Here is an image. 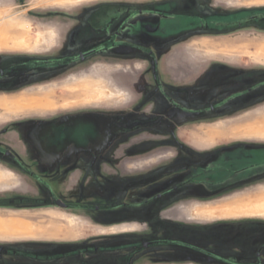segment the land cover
Masks as SVG:
<instances>
[{"label":"rangeland","instance_id":"rangeland-1","mask_svg":"<svg viewBox=\"0 0 264 264\" xmlns=\"http://www.w3.org/2000/svg\"><path fill=\"white\" fill-rule=\"evenodd\" d=\"M169 1L190 4L195 1L196 10L209 11L204 5L205 0H0V59L9 60L12 56H19L20 59L72 56L83 48L71 42H62L59 37L63 36L67 27L72 30L77 26L76 21L80 19L82 11L100 4L139 7ZM218 1L206 2L219 4ZM231 3L235 4L234 1ZM231 3L224 5H228L227 9H234L230 6ZM251 4L263 6L264 0H251ZM215 10L217 8H212V11ZM8 25L14 26L18 35H13ZM251 33L253 32L244 31L227 36L211 35L212 37H206L201 42L238 44L233 47L223 45L225 55L243 58L236 63L231 62V66L262 69L264 39L248 40V36L259 37V34ZM235 37L240 38L232 41L226 39ZM18 74L20 78L16 84L19 86L16 89L28 88L23 86V73ZM66 74L57 72L51 78L46 76L34 81L30 78L29 82L34 88L12 96L1 95L0 125L20 119L54 117L80 107L121 106L128 100L127 94L114 87L108 75L75 77V72ZM135 78L145 81L146 77ZM39 81L45 83L35 85ZM83 86L90 89L87 93L97 95L94 101L70 97L71 90ZM212 87L207 85L203 89L209 91ZM213 96L215 95L209 93L193 98L187 90L186 102L190 99L189 105L195 106L196 110H211L217 107L218 102L209 99ZM255 104H260L258 109L231 121L215 124L208 121L196 124L192 122L176 127L158 126L156 129L164 134L178 128L180 146L177 158L172 159L171 143L164 140L159 148L163 147L164 153H169L168 157L151 159L142 168L132 169L130 188H54L53 193H63L61 197L65 202H69L70 197H75L73 205L68 206L71 210L60 207L56 203V195L53 196L49 189L43 188L27 174L6 162L0 163V247L11 252L8 256L0 257V264H182L186 261V264L192 261L200 264L198 257L175 248H153L137 256L133 255L142 242L147 240L174 236L186 239L187 233L194 227L172 225L175 223L173 219L186 220L189 225L199 224L196 227L198 229L210 226L215 228L221 223H236L237 218L230 221H209L207 214L238 213L231 209L233 204L229 203L232 202L231 199L245 193L264 197V176L210 186L202 182L170 192L172 188L183 186L204 170L220 166L225 160L222 155L226 151L245 146L249 150L264 153V135L259 133L257 137L256 132H251L255 120L264 121V95H259ZM243 107H246L244 103L237 104L231 113ZM120 109L119 107L117 111ZM209 115L210 112L207 116ZM203 116L205 114L196 117L198 119ZM5 147L10 149V143H5ZM39 147L41 146H37ZM224 175L229 176V172ZM210 177H216V174ZM237 178L232 181H237ZM195 179L198 182L206 181L202 176ZM142 180L145 185H140ZM159 195L164 198L153 200ZM144 201L149 203L145 205ZM124 203L127 205H120ZM254 218L262 219L264 216ZM166 222L169 223L168 229L176 226L178 231L171 234L162 230L161 224Z\"/></svg>","mask_w":264,"mask_h":264},{"label":"flooded vegetation","instance_id":"flooded-vegetation-1","mask_svg":"<svg viewBox=\"0 0 264 264\" xmlns=\"http://www.w3.org/2000/svg\"><path fill=\"white\" fill-rule=\"evenodd\" d=\"M206 1L204 5L209 9L208 12L196 10L195 1L194 4L169 1L139 7L125 4L95 5L82 11L80 19L76 21L77 26L72 30L67 27L63 36L59 37L62 42L67 44L71 42L77 47H82L83 49L77 54L56 59L30 57L20 59L19 56L9 57V60L0 59V93L22 90L16 89L19 86L16 82L20 78L18 74L20 72L24 76L22 82L25 88L34 86L30 84V78L32 81L41 80L46 76L51 78L52 74L57 72L67 73L66 75L75 72V77L107 76L116 73L122 76L131 74L151 76L155 86L154 95L159 101L161 100L149 105H140L141 103L137 101L132 105L121 107L120 111H117L119 107L105 105L80 107L51 117L44 128L51 126L53 133L58 129L60 132L57 131L58 135H47L45 137L47 142L42 139L44 142L40 144L45 145L46 148L31 149L33 155L37 154L44 158L48 164L32 165L28 168L17 165L13 167L27 174L43 188L49 189L53 196L56 195V203L60 207L71 210L68 206L73 205L72 200L75 197H70L69 202L72 203L65 202L61 197L63 193H53L54 188L91 187L124 190L130 188L132 169L142 168L148 160L168 157L169 153L165 154L163 147L159 148L164 140L171 143L172 159L177 158L180 146L178 128L167 134L159 132L156 128L170 125L176 127L182 120L179 112L186 116L189 111L195 109L189 105V101L178 103L172 98L169 89L163 87L160 78L164 71V58L170 57L178 45L194 40L201 41L218 34L227 36L252 31L259 34V37L248 36V40H261V37L264 39V5H252L251 0H219V4ZM233 1L235 4L231 3ZM227 2L231 3L230 6L234 9H227L228 5H224ZM212 8L217 10L212 11ZM239 38L226 39L232 41ZM228 70L241 77L252 76L256 84L250 89L256 91L258 96L264 95V80H262L264 68H229ZM43 83L45 82L39 81L35 85H43ZM183 95L186 98V90H183ZM215 110L216 108L213 107L211 110H197V112L205 114ZM50 136L55 139V143L49 141ZM222 156L225 160L220 166L204 170L185 182L183 186L172 188L170 192L202 182L210 186L264 176V153L249 150L244 146L226 151ZM227 172L229 176L224 175ZM213 174H216V177H210ZM200 176L205 177L206 181H196L195 178ZM234 178L238 180L232 181ZM229 180L232 182H227ZM144 182L142 180L140 185ZM163 198V195H159L153 200L158 201ZM148 203L143 202L145 205ZM163 220L162 218L161 221ZM173 221L175 223L172 225L179 224L194 228L189 230L186 239L174 236V238L142 242L133 256L153 248L167 247L193 254L200 259V264H239L211 252L210 248L203 245V238L211 231L218 232L215 229L219 227L198 229L196 227H199L197 226L199 224L189 225L190 223L183 219H173ZM161 225L165 232L172 234L178 231L176 226L168 229L167 222ZM263 252L264 244L255 252L252 264H264ZM10 253L9 250L0 247V257L8 256ZM196 262L198 261L188 263ZM184 263L186 264L187 261Z\"/></svg>","mask_w":264,"mask_h":264},{"label":"crops","instance_id":"crops-1","mask_svg":"<svg viewBox=\"0 0 264 264\" xmlns=\"http://www.w3.org/2000/svg\"><path fill=\"white\" fill-rule=\"evenodd\" d=\"M223 45L233 47L238 44L233 45L231 42L227 44H207L194 40L187 44L178 45L170 57L164 58V71L160 79L163 87L169 89L174 100L178 103L186 101L183 90H188L194 96L193 98L200 97L201 94L212 93L215 96L209 99L218 101L216 103L217 107H215L217 109L209 116L206 112L205 116L197 119V115L203 114L198 113L195 108V111H189L186 116L179 112V117L182 119L179 124L206 123V121L215 124L231 121L259 108L260 104H255L259 96L256 91L250 89L256 84L254 78L252 76L241 77L228 70L229 68H235L231 66V62L236 63L237 60L243 58H233L231 55H225ZM135 77L132 74L122 76L114 73L108 75L114 87L123 90L128 97L126 103L114 107H125L137 101L141 103L140 105L161 102L154 95L155 86L151 76H145V81L143 79L137 80ZM207 85L210 87L217 86L218 88L214 89L212 87L209 91L203 89ZM31 88L19 92L1 93L0 96H12ZM137 92L139 95H137ZM187 101H190V99H187ZM243 103L246 107L231 113L237 104L242 105ZM51 117L20 119L0 125V155L2 159L0 163L6 162L11 166L17 165L26 168L32 165L42 166L48 164L44 158L39 157L37 154L33 155L31 149L33 150L37 146L46 148L40 142L46 141L45 137L47 135H58L57 131L59 129L53 133L51 126L47 129L44 128ZM51 136L49 141L53 142L54 139ZM5 143L7 145L10 143L11 148L5 147ZM9 158L12 160H7ZM207 216L209 221H230L236 218L238 221L236 223L228 222L225 225L224 223L217 224L219 229L215 230L220 235H216L218 233L216 231H211L209 235L203 238V245L210 248L211 252L233 262L239 264L254 263L255 252L264 244V218L255 219L254 217L264 216V214L217 212L214 214L209 213ZM262 259L264 261V252Z\"/></svg>","mask_w":264,"mask_h":264},{"label":"bare ground","instance_id":"bare-ground-1","mask_svg":"<svg viewBox=\"0 0 264 264\" xmlns=\"http://www.w3.org/2000/svg\"><path fill=\"white\" fill-rule=\"evenodd\" d=\"M7 27H9L11 29V32L13 35L18 33L17 32L18 30L16 31L14 29V26L8 25ZM6 33H7V29H6ZM22 35H23V33H22ZM16 39H17V37H16ZM19 40L21 41L20 37H19ZM89 90L90 89H88L87 86L78 87L76 90H71L69 92L71 95L70 97H73L77 100H82V101H84L83 99L94 101L96 99L97 95L93 94V93L91 94V92L87 93V91H89ZM100 95L103 96L102 93ZM49 97H51V96H49ZM49 97H47V98H49ZM55 99H58V98L55 97ZM55 99H54V101H55ZM49 100H51V99H49ZM47 101H48V99H47ZM41 103H42V101H41ZM49 106H50V104H49ZM251 132H253V133L256 132L257 137H259L258 136L259 133H260L259 135L262 134V136H263L264 135V121H258L257 122L255 120V122L252 124ZM256 134H255V136H256ZM254 195H255V193H245V194H242L241 196H238L237 198L231 199L232 202L229 203V204H233V205H231L232 206L231 209H233L234 211H236L238 213H261V212L264 213V197H260L261 195L260 196H254ZM259 198H261V199H259Z\"/></svg>","mask_w":264,"mask_h":264}]
</instances>
